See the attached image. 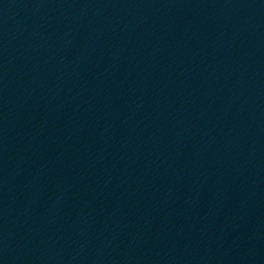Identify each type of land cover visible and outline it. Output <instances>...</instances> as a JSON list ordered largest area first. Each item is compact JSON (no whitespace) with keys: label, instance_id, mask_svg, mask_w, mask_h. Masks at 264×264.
<instances>
[{"label":"water","instance_id":"1","mask_svg":"<svg viewBox=\"0 0 264 264\" xmlns=\"http://www.w3.org/2000/svg\"><path fill=\"white\" fill-rule=\"evenodd\" d=\"M0 264H264V0H0Z\"/></svg>","mask_w":264,"mask_h":264}]
</instances>
